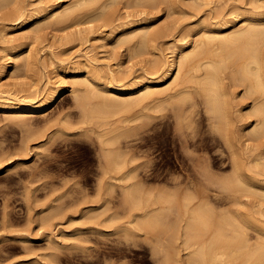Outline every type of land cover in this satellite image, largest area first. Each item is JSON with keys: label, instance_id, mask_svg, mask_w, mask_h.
Listing matches in <instances>:
<instances>
[{"label": "rangeland", "instance_id": "obj_1", "mask_svg": "<svg viewBox=\"0 0 264 264\" xmlns=\"http://www.w3.org/2000/svg\"><path fill=\"white\" fill-rule=\"evenodd\" d=\"M73 1L8 0L0 10V63L12 60L4 47L12 45L13 51H23L16 67L11 61L0 72V90L41 103L47 79L63 87L58 97L42 104L41 111L14 115L18 118L14 119L10 118V112L0 109V264H161L170 242L174 243L170 247L175 246L169 248L175 264H188L190 249L184 247L181 239H174L175 235L172 238L179 227L174 228L175 222L185 217L189 202L186 197L192 198L188 207L201 202L218 212L237 205L235 193H224L225 189L221 192L220 179L231 176L232 159L224 139L213 127L205 103L196 99L198 96L195 97L198 104L192 109L188 100L182 109V101L165 102L161 106L164 109L158 107L153 118L148 117L151 111L147 110L146 116L141 108L130 113H111L107 125H122L113 144L121 159H128V170L125 166L124 172L105 174V152L99 137L102 127L95 121L84 122L83 107L72 91L73 82L84 79L89 69L102 75L114 70L121 82H128L144 70L150 72L162 55L159 51L164 53L162 56L172 57L176 44L188 41L189 45L200 39L194 27L203 18L215 21L242 18V13L255 9L256 5L264 10V0H176L178 4L155 0L146 6L131 5L128 0H105L112 2L108 10L116 13L118 20L114 24L121 22L118 15H122V20L126 15L128 19L148 18L154 29L159 28L160 34L150 43L152 46L148 45L140 54L130 43L116 41L120 28L112 32L114 24L105 25L103 21L76 24L71 19L57 22L45 18L47 10L53 7L62 10ZM18 4L28 9L26 21L19 26H6V14L14 13ZM210 47L206 46L205 51L213 57L214 46ZM221 63L223 83L233 98L235 95L234 109H242L233 115L243 162L249 174L263 180L264 136L256 140L248 129L240 130L255 119L252 115L247 117L249 111L245 108L252 99L244 93V85L231 78L232 64L230 67V62ZM224 65L228 67L225 69ZM191 67L192 64L190 67L187 64L184 74ZM74 72L79 73L78 78L74 79ZM171 76L159 87L171 83ZM87 99L86 103L94 104L97 100ZM92 103L87 107L93 106ZM138 114L142 116L133 117ZM125 185L135 188L134 192L139 190L140 195L135 192V200L143 201L142 206L134 207L125 201ZM241 199L247 202L242 208L257 214L264 223V196L244 194ZM150 207L154 208L153 216L147 221L144 211ZM154 214L158 216L156 219ZM131 226L136 233L126 231ZM256 234L249 230L250 243L256 242ZM52 236L57 242L52 241ZM223 250L224 264H251L230 260L229 250Z\"/></svg>", "mask_w": 264, "mask_h": 264}, {"label": "bare ground", "instance_id": "obj_2", "mask_svg": "<svg viewBox=\"0 0 264 264\" xmlns=\"http://www.w3.org/2000/svg\"><path fill=\"white\" fill-rule=\"evenodd\" d=\"M7 1L8 0H0V10L3 9L5 4H7ZM112 1L114 2V0ZM128 1L129 3H127L131 5L139 3L146 6L147 4L153 3L155 0ZM172 1L174 2L176 0ZM176 2V4L179 3L178 1ZM110 4L112 5V2L108 3L105 0H103V3L101 0H74L71 5L65 7L62 10L58 9V7H53L47 10L45 13V18L53 19L57 22L71 19L74 20L76 24L103 21L105 25H113L118 19L115 18L116 13H114L112 10H108V6ZM257 7L258 6L256 5L255 9L242 13V18L236 17L231 20L222 18V20L218 21L205 20L203 18L194 27L196 32L194 31L195 29L192 28L195 32V35L200 34V39L198 38L193 40L189 45L188 41H185L182 44H176V48L173 50L172 57L165 56L166 54L162 56L164 53L159 51V53L162 55L160 56L159 54L160 58H157L158 60L154 63L152 70L150 72H148L149 70H147V72L144 70L145 72L143 71V73L137 77L129 79L128 82H121L114 70L106 73V75H102V73H100V75L99 73H91L90 69L86 72L84 79L78 81H76V79L73 82L72 91L76 93L79 104L83 107V117L85 116L83 119L84 122L86 121L88 123V121H95V123H99L102 127V132L99 133V137L101 144L103 145V147L101 146L102 151L104 149L105 152V156L102 155L104 159H106V170L104 169L105 171H103L105 174H108V172L110 173L111 171L116 172L117 170H124L125 166L127 168L128 162V159H121V154L116 151V147L113 144L115 143L118 135L121 133L119 128L122 125L120 126L118 124L120 127H111L112 125H107V119L111 113L114 115L120 111L130 113L137 108H141L140 110H142L146 116L151 111L148 114V117L153 118L155 116L153 113L157 111L158 107L159 109L161 108V110L164 109V107L162 108L161 106L165 102L169 103L172 100L182 101V109L188 100L187 103H189L190 106H186H189L192 109V107L198 104L197 100H195V97L198 96L196 99L201 98L205 103L204 106L206 107V112L213 118V127L216 129V132L220 134V137L224 139L223 141L226 143L225 145L227 146L232 159L231 162L233 171L231 172L232 174H230L231 176L225 177L224 179L226 180L223 178L220 179L223 181L221 184V192L225 189V191H223L224 193H226V191L232 194L235 193L233 196L235 197L234 199L235 203L237 202V205L233 208H228V210L226 209L218 212L215 211L212 206V209L209 208L210 205L207 207L201 205V202H199L200 204L198 203L197 205L188 207V203H190L192 198L188 200L186 197V201L189 202L186 203V212L184 211L183 213L185 217H179L180 219L183 218V221L178 219L179 223L175 222V227H173H179L176 228V231L174 230V233L176 234H173L172 238H174L175 235L174 239H181L184 247L186 249H190V251L187 253L188 264H211L212 262L217 261H219L221 264H224L225 259L223 257L225 252L223 249L229 250L230 253H228V257L230 260H241L243 262L249 261L251 264H264V223L261 219H259L257 214L242 208V206H246L247 202L241 199L242 195L244 194H259L264 196V179H259L258 177L247 172V168L245 167L246 164L243 162L244 154L240 151L241 146L238 145L233 115L235 111L241 112L242 109H234L233 100L235 95L234 98L230 95V92L227 89L228 87L225 86L226 83H223L224 78L222 80V77L224 76L220 75L222 74V69H219L220 65L223 64L221 62H228L227 65L230 62V67L232 64V68L234 69L231 70V78H237L239 82H241L245 87L244 93H247V95L252 99L250 104L245 107L249 111L247 117L249 115L255 117L252 123H245L244 125H246V128H242L240 130L242 132L248 129L249 133L252 135V138L254 137L256 140H260L264 136V10H260V8ZM27 11L28 9L25 5L23 6L22 4H18L14 13L8 12L6 14V19L8 22L5 25L19 26L23 24L29 15ZM127 15L130 16L129 14ZM118 16L121 22L114 24L111 28L113 29L112 32L120 28L116 41L130 43L131 48L136 50L138 54L143 53L144 49L146 50V48L150 45L152 46L150 43L155 41L154 39H156L157 35L160 34L158 30L159 28L154 29V27L151 25L152 23L148 21V18L134 17L133 19H128V17L126 18L125 15L124 17L127 20H122V15L121 17L120 15ZM89 28L91 30L93 26H90ZM185 38L186 36L184 39ZM204 44L206 46L209 45V49H211L210 45L214 46L213 48L215 51L213 50V52L215 53L213 54V57L210 56L212 54L205 51L206 46ZM4 51H7L6 55H10L13 65L16 67L18 65L17 59L23 51H13L12 45L4 47ZM176 51L178 52L176 53ZM205 57L210 58L207 59ZM205 59L207 60L204 61ZM9 62L3 60L0 63V72H4L8 68ZM190 63L192 64V70L196 71H191V73L189 72L191 69L190 68L186 75L183 72L184 67L187 66V64L190 67ZM224 66L225 69L228 67H226V65ZM198 71H200V73L197 74ZM170 75H172L171 77H173V81L164 87H159L160 83L164 82V80L170 77ZM73 77L74 79L78 78L79 73L74 72ZM45 88L44 100L41 103H38L40 100H33L32 98L28 99L27 97L21 98L9 91L6 92L0 90V109L4 110L5 112H10L12 114L10 118H12L14 115L15 117H18L20 115H28L31 112L41 111L43 109L42 104L44 102H51V100H54L56 97H58L61 93L60 90H62L63 87L59 86V83L53 82L51 79H47ZM87 98L91 100L93 98L97 99L95 100L96 103L94 104V102L92 103L90 101L88 103H90V105L92 103L93 106L87 107ZM167 105L169 106V104ZM147 110H149V112ZM172 111L175 113V110ZM140 115L141 114L136 116L134 115L133 117L138 118ZM239 115L241 118L246 117L244 116L245 114ZM128 118L129 117H126L125 119ZM124 124L126 125V123ZM185 126L184 128H186ZM112 145H114V148ZM134 167L133 170L135 171ZM123 170L119 172H124ZM133 170H131V172ZM204 171L205 170H203V172ZM207 174L208 173H206V175ZM131 176L132 175L130 174V177ZM210 181L208 179V182ZM216 183L217 182L215 181V184ZM206 184L205 186H208ZM217 185L219 184L217 183ZM124 188L125 201L134 207H139L143 202H140L138 198H136L138 199L137 201L135 200V197H137L135 196V192H137L136 195H140L138 194L139 190L134 192L133 189L135 188L132 189L129 185H125ZM205 188L207 189V187ZM205 199V201H207V198ZM209 201L210 200H208V202ZM193 202L191 201V203ZM150 208L144 211V213L148 216V218H146L147 221L150 218L149 216H153L152 210L154 208ZM215 214L216 217H214ZM157 217L156 215L154 216L155 219ZM155 219L153 222H156ZM162 220L163 219H161V221ZM180 221L182 223L184 222L182 226H180ZM140 222L142 223L143 221ZM147 223L150 224V222ZM176 223L180 225H177ZM143 225H145V223ZM153 226H155V224ZM131 227H126V231L128 230V232L132 234L136 233L134 231L135 227ZM250 229L257 233L255 243H250ZM51 238L52 241L57 242L54 236ZM171 243L172 242H170L169 245L167 244L168 250L164 249L166 254L163 253V255L165 254V258L162 260L161 264H175L173 252L171 249L169 250V248H175V246L170 247ZM173 244L174 243L171 245Z\"/></svg>", "mask_w": 264, "mask_h": 264}]
</instances>
